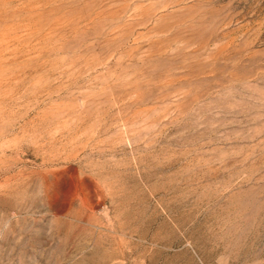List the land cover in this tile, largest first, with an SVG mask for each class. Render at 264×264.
I'll return each mask as SVG.
<instances>
[{
	"label": "rangeland",
	"instance_id": "obj_1",
	"mask_svg": "<svg viewBox=\"0 0 264 264\" xmlns=\"http://www.w3.org/2000/svg\"><path fill=\"white\" fill-rule=\"evenodd\" d=\"M0 264H264V0H0Z\"/></svg>",
	"mask_w": 264,
	"mask_h": 264
}]
</instances>
